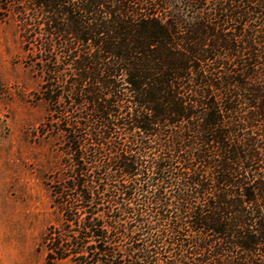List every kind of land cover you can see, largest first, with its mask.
<instances>
[{"label":"trees","instance_id":"trees-1","mask_svg":"<svg viewBox=\"0 0 264 264\" xmlns=\"http://www.w3.org/2000/svg\"><path fill=\"white\" fill-rule=\"evenodd\" d=\"M1 1L63 137L46 260L264 264V0Z\"/></svg>","mask_w":264,"mask_h":264},{"label":"rangeland","instance_id":"rangeland-1","mask_svg":"<svg viewBox=\"0 0 264 264\" xmlns=\"http://www.w3.org/2000/svg\"><path fill=\"white\" fill-rule=\"evenodd\" d=\"M14 10L0 0V264H73L46 260L44 237L62 221L48 184L65 172L63 137L46 131L42 55L24 49Z\"/></svg>","mask_w":264,"mask_h":264}]
</instances>
